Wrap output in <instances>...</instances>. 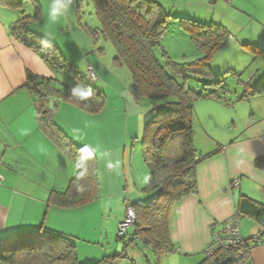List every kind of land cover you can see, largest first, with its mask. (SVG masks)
<instances>
[{
    "label": "trees",
    "instance_id": "obj_1",
    "mask_svg": "<svg viewBox=\"0 0 264 264\" xmlns=\"http://www.w3.org/2000/svg\"><path fill=\"white\" fill-rule=\"evenodd\" d=\"M27 0H0V7L19 10ZM34 8L32 19H40L41 8L30 0ZM94 16L99 24L97 30H90L93 38L100 35L111 43L116 66H124L132 78V93L137 101L146 99L150 103L144 123L141 140L142 161L147 168L148 178L145 193L153 192L151 199L130 202L135 215L132 232L117 236L123 249L134 246L140 251L145 264L150 260L144 252L150 250L153 264H160L162 257L174 252L169 236V218L174 206L183 198L197 194L195 167L219 153L197 154L193 144V123L195 104L198 101L216 100L229 104L219 91L229 93L222 87L219 76L208 66L210 58L229 39L226 29L217 23H201L189 18L172 17L154 0H90ZM75 0L76 16L80 24V5ZM29 17H18L8 27L9 35L24 47L37 53L53 73L65 72L74 77V82L56 88V80L36 76L26 71V82L21 87L29 93L35 108V120L40 131L60 149L76 166V172L63 191H51L48 201L60 208H80L94 201L98 196L99 182L96 158L88 156L74 146L57 128L54 116L56 103L50 105V98H59L64 103L75 105L88 114L101 112L105 103L104 94L80 75L73 64L68 63L58 49L29 31ZM177 21L189 37L190 43L201 54L194 62L176 63L160 50V40L166 34L167 23ZM246 48L255 47L244 45ZM86 75V74H85ZM191 77L204 79L200 89L187 87ZM79 88L91 95L86 100L73 97L71 91ZM221 92V93H222ZM264 94V77L255 84L244 85L238 101ZM181 139V156L168 161L166 151L176 137ZM254 167L264 172V157L253 162ZM235 214L242 219L253 220L261 228L258 236L264 242V204L247 196L239 195ZM252 237L244 238V252L234 249H220L205 257L200 264H244L249 258ZM114 255L111 258H117ZM100 262L89 264H102ZM0 264H80L74 239L49 230L38 229L10 234L0 239Z\"/></svg>",
    "mask_w": 264,
    "mask_h": 264
},
{
    "label": "crops",
    "instance_id": "obj_2",
    "mask_svg": "<svg viewBox=\"0 0 264 264\" xmlns=\"http://www.w3.org/2000/svg\"><path fill=\"white\" fill-rule=\"evenodd\" d=\"M199 1V10L205 13L212 9L216 13L211 15L210 22L226 29L231 47L243 51L244 45H250L264 54V0ZM216 6L219 7L218 12H214V8H218ZM10 11L0 7V239L14 233L44 229L73 238L80 264L100 262L104 258L109 259L102 264H116V258H111L114 255L129 260L133 254L126 253L117 237L116 245L110 243L109 236L104 237L102 232L111 230L105 229L103 222L97 224V219L94 221L95 229L99 227L98 239L89 241L82 237L90 224V218L82 217V214L98 201V196L81 208H60L48 201L51 191H63L67 187L76 166L40 131L35 120L33 100L27 91L21 89L26 82V71L51 79L54 74L37 53L9 35L8 27L14 21ZM87 67L94 70L96 82L100 83L98 74L103 73L101 64L96 61ZM260 72L258 76L261 79L264 70ZM239 103L231 107L216 100H204L195 106L193 126L197 121L198 130L196 126L194 145L198 147H194L198 156L212 152L202 147L209 138L215 140L219 153L195 167L197 194L183 198L171 212L170 241L173 253L180 255L182 264H200L205 259L204 249L211 241L212 230L219 229L235 214L239 195L264 204V172L257 170L253 164L255 159L264 157V94L248 97ZM70 111H75L72 106L57 105L54 122L63 133L67 125L74 124H70L69 117L66 118ZM230 114L231 118L235 115L239 124L235 125L233 120L229 127L222 126L223 119L229 118ZM221 127L223 130L227 128L228 132H220ZM99 128L91 123L86 131L98 137ZM201 129L204 131L202 134L199 133ZM82 130L77 127V132ZM129 170L128 180L123 174L124 185H131L130 193L134 196L141 192L144 195L130 198L129 202L147 200L148 195L142 191L147 170L138 172L140 169L131 165ZM233 180H239L238 186H230ZM108 184L112 185L110 176ZM101 186L99 182V196ZM116 194L122 196L115 193L113 197ZM117 222L120 224V219ZM239 227L243 238H250L261 231L260 226L250 219L240 220ZM104 241L106 248L103 247ZM94 245H100V248H92ZM131 247L134 248H127ZM150 256V264H153L151 252ZM167 256L162 257L160 264H167ZM244 264H264V243L251 247Z\"/></svg>",
    "mask_w": 264,
    "mask_h": 264
},
{
    "label": "rangeland",
    "instance_id": "obj_3",
    "mask_svg": "<svg viewBox=\"0 0 264 264\" xmlns=\"http://www.w3.org/2000/svg\"><path fill=\"white\" fill-rule=\"evenodd\" d=\"M41 8L40 19H32L34 8L32 2L27 0L24 2L19 10H11V16L14 21L19 17H29L28 29L30 32L37 34L43 41L55 46L61 53L63 58L73 64L76 71L85 76L86 67L89 63L98 61L99 65L103 67V73L98 75V83L92 84L95 88L101 91L105 96L104 107L101 112L97 114H88L75 105L64 103L59 98H50V105L56 103L67 104L72 106L75 111L68 114L70 124L67 125L65 134L69 141L79 149H83L84 146H88L90 151L95 148L97 144L103 145L109 154L106 157H101L99 153L93 151V155L96 158V170L99 182L102 183L100 196L98 195V201L90 205L85 209V213L82 214L86 218H90L89 228L83 231V239L89 241H95L100 236L98 233L99 227H96L94 219L99 220L97 224L103 222L105 229H110L102 232L103 236H109V242L115 243V239L118 233V219L120 223L125 217V208L129 199L137 196H144L143 193H130L132 191L131 185H124V177L126 180L130 178L129 165L142 170H147L142 161L141 140L144 129V123L147 117V113L150 108V103L146 99H141L146 102L147 108L142 116L137 115L128 104L127 94L132 93V78L128 69L124 66H116L113 62L115 51L111 43L104 40L100 35L93 38L90 30H97L99 24L94 16V10L90 0H82L80 5V24L76 16L75 0L70 5V12L67 16L60 17L54 25H50L48 12L53 0H34ZM158 2L164 11L172 17L189 18L201 23H210L211 15L216 13L212 12V9L204 13V10H199V0H154ZM215 5V4H214ZM218 7V6H216ZM205 8V5H204ZM218 8H214V12H218ZM10 10V9H9ZM10 14V13H9ZM13 21V22H14ZM160 50L169 55L172 61L176 63L194 62L201 58V54L190 43L188 35L178 26L177 21L170 19L167 23L166 34L160 40V48L156 49L157 55H160ZM234 49L228 44V39L225 40L223 45L218 51L210 58L208 66L210 71L219 76L222 81V87L229 90V93L219 91V94L228 101L229 106L240 104L238 101L239 95L243 93L244 85L255 84L261 74L260 70H264V54L255 48H242ZM244 51L246 53H244ZM53 79L56 80V88L58 90L63 89V86H69L74 82V77L71 74L65 72L53 73ZM97 76V75H96ZM205 80L200 77H191L187 81V87L192 89H200ZM222 92V93H221ZM140 101V100H139ZM203 101V100H202ZM201 101L196 102V104ZM195 104V106H196ZM226 105V104H225ZM233 112V109H231ZM60 114V113H59ZM64 115V112H62ZM89 115L90 117H86ZM223 119L222 126L232 125V121L235 120V125H238L239 120L236 117ZM90 118V119H89ZM91 123L97 124L99 128L98 137L88 133L87 126ZM196 126L198 130V122L196 121L193 126V144L196 143ZM77 127H81L83 130L77 132ZM87 130V131H86ZM228 132V129H220V132ZM199 133L204 131L201 129ZM207 139V138H206ZM213 138L207 139V143L203 144V149L210 151L216 150L218 147L215 145ZM217 143V142H216ZM221 145V144H220ZM197 146L198 145H194ZM195 150L197 149L194 147ZM209 151V150H207ZM181 156V139L180 136H176L168 145L166 151V159L168 161H174ZM124 158V160H123ZM131 159V161H130ZM111 161L113 163L119 161V167L116 170H110L106 167V164ZM139 162V163H138ZM143 164V165H141ZM112 180V185L108 184V179ZM148 171H147V181ZM106 180V183H105ZM122 182L123 186H121ZM128 182V181H127ZM146 184V182H145ZM115 193L122 194L119 197H113ZM148 199L154 195L153 192L146 193ZM133 195V196H132ZM124 199V200H123ZM96 200V199H95ZM94 200V201H95ZM93 202V201H92ZM81 208V207H80ZM101 209V211H100ZM116 223V228L114 225ZM132 227L128 228L126 235L132 232ZM113 232L112 234H110ZM116 245V243H115ZM92 248H100V245L91 246ZM103 247L106 248V241L103 242ZM100 251V250H98ZM97 251V252H98ZM117 251V250H115ZM133 254L128 259L116 258V264H144V259L141 253L134 248H127L126 253ZM151 261L150 252H144ZM173 254V253H172ZM169 254L167 257H169ZM205 256V255H204ZM133 260V261H131Z\"/></svg>",
    "mask_w": 264,
    "mask_h": 264
},
{
    "label": "built area",
    "instance_id": "obj_4",
    "mask_svg": "<svg viewBox=\"0 0 264 264\" xmlns=\"http://www.w3.org/2000/svg\"><path fill=\"white\" fill-rule=\"evenodd\" d=\"M86 80L89 83H96L97 76L91 67L86 69ZM239 184V180H233L230 184L231 187H236ZM135 222V215L133 210L129 205L125 208V217L123 221L118 226L117 236H124L127 229L132 227ZM240 219L237 214H234L230 219L226 220L221 224L219 229L212 230L211 241L204 249L205 257L212 256L215 252L220 249H234L239 250V252H244V241L243 237L240 235L239 227ZM252 243L255 246L263 245V240L258 236V234L252 236Z\"/></svg>",
    "mask_w": 264,
    "mask_h": 264
},
{
    "label": "clouds",
    "instance_id": "obj_5",
    "mask_svg": "<svg viewBox=\"0 0 264 264\" xmlns=\"http://www.w3.org/2000/svg\"><path fill=\"white\" fill-rule=\"evenodd\" d=\"M73 0H53L48 12L50 25H54L60 17L67 16L70 12V5ZM73 97H78L80 100H86L89 95H91L88 90H80L79 88L73 89L71 91ZM128 104L131 106L132 110L139 116H142L147 108L145 101L137 99L131 94H127ZM82 151L88 156H91L93 151L99 153L101 157H106L109 151L104 148L103 145L97 144L94 149L90 151L88 146H84ZM106 167L110 170H116L119 167V161L113 163L109 161ZM167 264H182L181 257L177 253H173L169 256Z\"/></svg>",
    "mask_w": 264,
    "mask_h": 264
}]
</instances>
